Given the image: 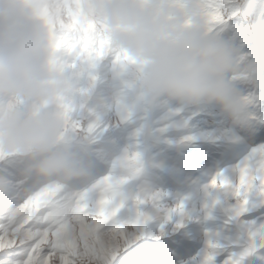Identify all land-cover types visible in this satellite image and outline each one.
Masks as SVG:
<instances>
[{
  "label": "rangeland",
  "instance_id": "374dc122",
  "mask_svg": "<svg viewBox=\"0 0 264 264\" xmlns=\"http://www.w3.org/2000/svg\"><path fill=\"white\" fill-rule=\"evenodd\" d=\"M82 2L79 0L80 12ZM135 2L143 5L147 0ZM201 2L216 6L211 14L215 18L213 28L207 30V35L233 48L235 63L240 65L239 49L249 42L248 38L264 40V7H257L264 0ZM221 8L225 17L232 18L221 19ZM47 66L55 77L46 82L51 88L47 95L39 100L8 98L0 105H19L32 116L48 114L58 121L54 145H63L78 165L74 175L59 180L77 189L87 188L112 169L127 167L132 181L124 191L140 200H125L113 214L120 217L121 224L127 220L135 223L133 232L138 237L128 245L135 246L142 239L163 241L177 233L188 241L182 253L162 243L159 247L166 255L130 257L126 264H225L226 260L241 264L239 249L264 238V139L246 136L244 124H233L214 102L186 105L164 97L152 98L138 87L142 72L138 66L89 56L68 70L79 114L89 120L86 134L70 137L69 145L61 143L59 106L67 89L49 68L48 60ZM17 101L34 107L25 108ZM9 154L26 160L34 174L39 158L16 150L0 151V155ZM218 174L231 182L239 175L250 177L243 203H236L237 195L227 186L206 187ZM144 200L149 201L148 212ZM152 209L158 213L164 210L159 223L148 214ZM259 255L257 252L249 257L246 264H260Z\"/></svg>",
  "mask_w": 264,
  "mask_h": 264
},
{
  "label": "snow or ice",
  "instance_id": "6c2138e0",
  "mask_svg": "<svg viewBox=\"0 0 264 264\" xmlns=\"http://www.w3.org/2000/svg\"><path fill=\"white\" fill-rule=\"evenodd\" d=\"M167 2L179 6V0ZM23 3L45 27L49 68L67 89L59 106L62 122L58 139L69 145L70 137L86 134L89 120L79 114L80 105L68 70L89 56L106 57L114 64H137L127 53L111 46L102 22L88 19L79 11V0H23ZM192 3L203 19L207 35V30L213 28L215 18L211 14L216 6L201 0ZM220 18L232 17H225L221 8ZM248 40L239 49L238 62L251 71L232 83L247 112L244 134L264 139V40L251 36ZM17 103L25 108L34 107L24 101ZM249 180L250 177L239 175L231 182L218 174L206 187L227 186L237 195L236 203L241 204ZM131 181L129 169L117 167L87 188L77 189L59 179L36 176L29 170L28 162L16 154L0 155V264H126L130 257L148 259L166 255L159 247L162 243L182 253L189 244L180 233L163 241L142 239L135 246L121 243L128 232L135 230V223L127 220L121 224L120 217L113 213L124 206L125 200H140L139 196L129 197L124 191ZM143 203L148 212L149 201ZM163 213V209L159 213L152 209L148 214L159 223ZM257 252L260 264H264V238L239 249L241 264H246ZM225 264L231 262L226 260Z\"/></svg>",
  "mask_w": 264,
  "mask_h": 264
},
{
  "label": "clouds",
  "instance_id": "9594fccd",
  "mask_svg": "<svg viewBox=\"0 0 264 264\" xmlns=\"http://www.w3.org/2000/svg\"><path fill=\"white\" fill-rule=\"evenodd\" d=\"M81 13L101 21L111 46L134 58L142 69L138 87L152 98L183 104L211 101L235 125L246 124L247 112L232 78L249 72L235 63L236 52L205 34L192 0L179 6L164 0H83ZM45 27L23 0H0V100H39L55 77L49 71ZM58 121L32 116L19 105H0V151L16 150L39 158L34 174L60 179L78 171L63 145L55 144Z\"/></svg>",
  "mask_w": 264,
  "mask_h": 264
},
{
  "label": "bare ground",
  "instance_id": "6f19581e",
  "mask_svg": "<svg viewBox=\"0 0 264 264\" xmlns=\"http://www.w3.org/2000/svg\"><path fill=\"white\" fill-rule=\"evenodd\" d=\"M88 75H90V74H88ZM91 75H92V74H91ZM89 86H90V84H89ZM86 89H87V88H86ZM12 151H14V150H12ZM1 152H2V151H1ZM242 203H243V202H242ZM162 204H163V203H162ZM169 204H170V203H169ZM170 205H171V204H170ZM243 205H244V204H243ZM162 206H163V205H162ZM171 206H172V205H171ZM171 206H170V207H171ZM186 211H187V210H186ZM186 211H185V212H186ZM185 214H187V213H185ZM182 215H184V214L182 213ZM191 217H192V216H191ZM175 219H176V218H175ZM188 220H189V219H188ZM188 220H187V221H188ZM169 221H170V220H169ZM169 221H168V222H169ZM188 222H189V221H188ZM166 223H167V222H166ZM184 223H185V221H184ZM150 224H151V223H150ZM174 224H175V223H174ZM240 224H241V223H240ZM242 225H243V224H242ZM153 226H154V225H152V227H153ZM179 226H180V225H179ZM171 227H172V226H171ZM180 227H181V226H180ZM258 227H259V226H258ZM150 228H151V227H150ZM150 228H148V229H150ZM153 228H154V227H153ZM174 228H175V226H174ZM174 228H172V229H174ZM158 229H159V228H158ZM158 229H157V232L160 230V229H159V230H158ZM162 229H164V228L162 227ZM172 229H171V230H172ZM263 229H264V228H263ZM142 230H143V229H142ZM165 231H166V229H165ZM168 231H169V229H168ZM174 231H175V230H174ZM174 231H172V232H174ZM146 232H148V231H146ZM154 232H156V231H154ZM154 232H153V233H154ZM160 232H161V231H160ZM176 232H177V231H176ZM165 233H166V232H165ZM141 234H142V233H141ZM168 234H169V232H168ZM158 235H159V234H158ZM155 236H156V235H155ZM160 236H161V235H160ZM169 236H170V235H169ZM136 237H138L136 232H133V231L128 232L126 240H125L124 238H122L121 243H122V244H123V243H126V244L128 245V244L132 243V242L135 240ZM145 237H146V236H145ZM156 237H157V236H156ZM158 237H159V236H158ZM154 238H155V237H154ZM156 239H157V238H156ZM159 240H160V239H159Z\"/></svg>",
  "mask_w": 264,
  "mask_h": 264
}]
</instances>
